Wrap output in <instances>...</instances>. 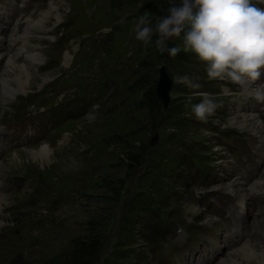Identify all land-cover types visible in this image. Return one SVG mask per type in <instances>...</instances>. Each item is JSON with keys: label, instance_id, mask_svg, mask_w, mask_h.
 Returning a JSON list of instances; mask_svg holds the SVG:
<instances>
[{"label": "rangeland", "instance_id": "374dc122", "mask_svg": "<svg viewBox=\"0 0 264 264\" xmlns=\"http://www.w3.org/2000/svg\"><path fill=\"white\" fill-rule=\"evenodd\" d=\"M171 3L179 0H41L32 9L27 18L34 21L49 7L53 11L24 46L40 60L28 68L33 79L27 89L13 85L12 94L0 95V117H8L19 102L23 111L43 106L49 108L45 114L56 116L41 125L31 114L26 126L41 142L0 151V264H124L127 256L112 261L107 252L143 250L135 205L146 198L193 208L165 176L172 155H206L210 132L246 129L235 125L232 115L202 123L192 113L195 93L220 97L228 86H239L209 79L207 65L191 52L181 50V62L163 57L154 47L155 36L147 49L135 39L136 19L148 12L155 23ZM169 46L182 47V38ZM159 65L171 80L167 110L173 119L154 95ZM185 75L201 87L175 83ZM69 106L70 113H82L67 117L62 109ZM41 143L53 153L49 163L33 162L23 151ZM159 175L163 184L157 189ZM262 185L256 194L264 197ZM81 240L91 243V254L70 258Z\"/></svg>", "mask_w": 264, "mask_h": 264}, {"label": "clouds", "instance_id": "9594fccd", "mask_svg": "<svg viewBox=\"0 0 264 264\" xmlns=\"http://www.w3.org/2000/svg\"><path fill=\"white\" fill-rule=\"evenodd\" d=\"M135 39L145 49L150 45L161 54L175 58L181 50L193 53L207 65L209 79L226 81L244 91L264 75V9L251 0H179L171 3L167 14L155 23L145 12L134 22ZM182 38L181 46H169ZM175 83L198 89L199 83L185 76ZM264 99V82L256 87ZM200 103L192 106L196 120L207 123L221 105L211 94L197 92Z\"/></svg>", "mask_w": 264, "mask_h": 264}, {"label": "bare ground", "instance_id": "6f19581e", "mask_svg": "<svg viewBox=\"0 0 264 264\" xmlns=\"http://www.w3.org/2000/svg\"><path fill=\"white\" fill-rule=\"evenodd\" d=\"M0 12H2V9ZM52 14L53 11L49 7L47 12H44L40 17H38V15V19L35 21L28 19L27 17L30 15H27L25 18V28L23 26L24 30L22 28L20 34L16 35L18 36L16 39L19 40V44L17 45L15 53L8 54V51L0 52V95L2 94V97L6 93L12 94L13 85L17 87L18 91H24L32 81L33 74L29 73L28 68L35 61H39L40 56L31 46H28L27 49H25L24 46L26 47V44H28L27 41L30 33L40 31L44 27V23L51 18ZM55 17H57V14ZM18 55H22L24 63L15 58ZM237 117L238 118L233 116L232 119L233 123L239 128H246L256 132L259 131V123H257L253 115H239ZM42 144L46 143L39 144V148L23 151L27 153V157L33 162L49 163L53 153L48 146ZM17 152H12L11 154L16 155ZM263 174L261 176H263ZM259 178L260 177L248 186L250 193H257L259 191L258 189L263 186L264 179H262V177ZM229 187L233 189V184H229ZM3 198L4 197L0 193V199ZM262 249L263 248L259 246L253 247L251 241H246L240 246L233 248L224 258L223 256L225 253L222 254L215 262H218L217 264H264V253Z\"/></svg>", "mask_w": 264, "mask_h": 264}, {"label": "trees", "instance_id": "16d2710c", "mask_svg": "<svg viewBox=\"0 0 264 264\" xmlns=\"http://www.w3.org/2000/svg\"><path fill=\"white\" fill-rule=\"evenodd\" d=\"M179 39H177V40H175L174 42H171L170 41V43H169V45H173V44H176L177 43V41H178ZM166 55H168L167 53H165V54H163L162 56L163 57H165ZM168 57H169V55H168ZM174 59H176V60H179V61H181L182 62V60H183V57L181 56H179V55H177ZM165 113H166V116H168V117H170V118H172L173 119V114H169V111L166 109V111H165ZM173 123V125H179V123L180 122H172ZM169 140H170V142L172 143L173 141H174V138H173V136L171 135V136H169ZM180 155V152H176L174 155H172V158H171V161L173 162V161H175L176 160V158L178 157ZM171 164V163H170ZM161 178V176L159 175L158 176V180ZM154 184H155V187L158 189V188H161L162 187V181H161V179L159 180V181H156V182H154ZM144 201H145V199H144ZM143 202V201H142ZM133 207V206H132ZM131 207V208H132ZM137 208V206L135 205V207H133V209L135 210ZM128 209V208H127ZM128 214L130 215V212H131V210L130 209H128ZM130 217H128L127 219H129ZM133 223V222H132ZM90 246H92L91 245V243L90 242H84V241H79L78 243H77V246H76V248H75V251H74V253L73 254H71V256H70V258H76V256L77 255H86V256H89V254H91V248H90ZM77 262H80L79 260L77 261Z\"/></svg>", "mask_w": 264, "mask_h": 264}, {"label": "water", "instance_id": "95a60500", "mask_svg": "<svg viewBox=\"0 0 264 264\" xmlns=\"http://www.w3.org/2000/svg\"><path fill=\"white\" fill-rule=\"evenodd\" d=\"M171 86V80L168 77L163 65H159L157 69V78L154 85V93L156 99L161 104L162 108L165 109L169 100L168 91ZM154 139V138H153Z\"/></svg>", "mask_w": 264, "mask_h": 264}]
</instances>
